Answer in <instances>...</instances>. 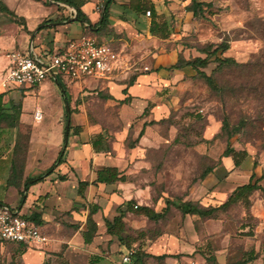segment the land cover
Wrapping results in <instances>:
<instances>
[{
  "label": "rangeland",
  "instance_id": "obj_1",
  "mask_svg": "<svg viewBox=\"0 0 264 264\" xmlns=\"http://www.w3.org/2000/svg\"><path fill=\"white\" fill-rule=\"evenodd\" d=\"M36 1L48 2L15 0L17 6L25 7ZM172 1L176 4L170 5ZM162 2L172 6L167 13L172 26L168 38L141 37L125 50L119 48L114 69L99 83L94 77L73 80L63 74L58 81L51 75L47 80L61 89L71 86L66 93L70 102L64 101V108L68 104L75 118L100 128L108 135L109 145L119 143L122 167L128 172L125 191L136 203L157 210L168 202L185 200L219 205L253 171L264 172V0H212L213 12L206 8L205 16L191 18L187 17L186 0ZM30 11L36 15L37 8ZM223 39L231 44L223 54L238 63L215 68L216 62H211L205 68L221 89L212 88L198 75L191 76V68H168L179 52L185 57L205 55L198 47ZM154 71L161 73L148 83L152 93L146 112H141L145 102L140 99L116 97L122 95L124 86L137 83V74ZM133 76L135 81L129 83ZM60 88L56 93H62ZM50 91L40 92L45 118L36 121L32 107L26 111L23 125L9 137L17 171L25 170L29 156L37 161V169L38 161L43 159L42 165H46L52 154L39 127L43 121L42 128L56 120L63 105L56 97L59 93ZM23 100V96L17 99ZM225 117L230 128H239L230 139L223 129ZM57 119L60 121V113ZM144 122V134L138 138ZM229 141L236 150L248 151L241 165L235 164L232 154H223ZM131 143L135 146L130 147ZM208 166L213 170L201 178ZM261 183L264 185V179ZM129 224L135 249L140 246L153 254L145 258L148 264H264V193L260 189L247 201L239 200L213 217L186 215L172 203L159 220L136 214L130 216ZM252 249L258 252L254 259L249 256ZM158 253L167 256L156 257Z\"/></svg>",
  "mask_w": 264,
  "mask_h": 264
},
{
  "label": "crops",
  "instance_id": "obj_2",
  "mask_svg": "<svg viewBox=\"0 0 264 264\" xmlns=\"http://www.w3.org/2000/svg\"><path fill=\"white\" fill-rule=\"evenodd\" d=\"M47 1L46 4L36 1L32 7H25L17 6L15 0H0V78L10 66V60L4 54L6 50L32 54L57 51L64 47L69 39L83 32L111 41L120 50H125L141 37H156L150 32L153 12L147 15L142 7L144 3L150 5L152 9L154 7L157 14L161 15L160 18L169 22L172 34V26L167 14L171 12L172 6L164 5L163 0H112L107 25L94 29L88 22L76 18L77 10L74 6L60 0ZM97 1L87 0L82 5L92 24L98 23L102 15V10L96 9ZM189 2L190 0H186V5ZM172 4L176 3L172 1L170 5ZM4 5L9 10L5 9ZM35 8H37L34 12L36 15H33L30 10ZM187 15L191 18L194 13L190 11ZM159 73L161 71L137 74V83L124 86L122 95L116 97L124 99L129 96L128 101L132 98L140 99L145 102L142 104L141 112H146L152 93V86L148 83L157 80ZM51 76L53 80H57L53 75ZM47 79L48 77L42 83L32 86L10 84L4 87L0 83L4 107L14 111L17 109L16 106L21 104V111L18 113L20 123L18 120L13 123L0 120V203L14 207L38 224L48 235L45 243L35 246L5 240L0 236V264H10L13 260L17 264H129L122 261V257L129 248H136L133 244L135 238L128 234L130 216L137 214L146 217L147 215L135 213L128 208L129 201L133 198L125 191L126 179L112 183L96 180L97 170L104 166H117L127 178L128 172L122 167L124 157L121 155L119 143L109 145L107 134L87 120L83 118L79 120L77 116L75 118V112L72 110L67 117V111L71 107L66 104L64 108L65 99L62 89ZM97 79L99 83L102 78ZM58 88L62 93H56L55 90ZM69 88L71 89V86ZM124 88H127V93L123 91ZM16 89L21 92L14 93ZM45 90H51L49 93L53 95L58 94L56 97L60 101V106L63 105L57 113L56 120L42 128L43 121L39 127L47 138L46 145L52 154L46 165H42L43 159L38 161L37 169L35 168L37 161L29 156L25 170L20 172L14 169L16 162L13 142L9 137L23 125L27 110L34 107V117L37 108L45 107L40 94ZM36 91L39 94V104L35 102ZM22 96L24 100L17 101ZM26 99L28 103L25 105ZM44 109L45 118L46 109L45 111ZM59 113L60 121L57 119ZM64 143L63 160L42 180L25 187V179L28 176L45 172L55 162ZM95 144H98L99 148ZM112 148L118 152L112 153ZM133 203L138 204L134 199ZM122 212L126 222L124 235L132 244L108 231L106 220L112 221ZM184 214L190 216L191 213ZM89 216L96 223L93 234L88 231ZM86 231L87 236L91 237L90 241H86ZM140 248L139 246L138 249ZM147 254L145 257L134 259L133 262L130 261V264H148L145 258L153 254L149 252ZM155 255L160 258L167 256L166 253Z\"/></svg>",
  "mask_w": 264,
  "mask_h": 264
},
{
  "label": "trees",
  "instance_id": "obj_3",
  "mask_svg": "<svg viewBox=\"0 0 264 264\" xmlns=\"http://www.w3.org/2000/svg\"><path fill=\"white\" fill-rule=\"evenodd\" d=\"M65 3H68L72 6H74L77 10L76 18L88 22L89 26L94 29L95 27H102L103 25H107L108 23V16H109V7L112 3V0H105L104 7L102 9V15L98 23L92 24L87 14L82 9V5L86 3L87 0H60ZM213 6L212 0H190V2L186 5V9L192 11L195 16H205L206 8H210ZM5 9L9 10V8L4 5ZM145 9V12L147 9L151 10V13L153 12L152 22L150 25V32L152 35H156L160 38H168L171 34V28L169 26V22L166 19H161V15L157 14L155 8H150V5L147 3L143 4L142 6ZM148 7V8H147ZM208 12H213L211 8L208 10ZM230 41L227 39H223L222 41L218 43L210 42L208 44H205L204 46L198 47V50H200L202 53H205V55L199 54L195 55L193 57H185L182 52L178 53L177 60L170 64L168 66L169 69H177L182 70L184 68H191L193 70V73L190 74L191 76H200L203 78L212 88L219 90L221 87L217 84L216 79L213 75V73H209L206 71V67L211 62H216V67L219 68L225 65L230 64H236L238 63L236 58L230 55H224L223 53L230 48ZM162 66H158L156 69H161ZM214 68V69H215ZM135 81V77H133L129 83H133ZM60 82V81H59ZM62 91L65 98V102L69 104V98L66 96V88L62 85ZM125 93H127V88H124L123 90ZM113 97V96H110ZM3 93H0V120H8L10 122H16L18 120V113L21 111V104H18L16 106L17 109L14 111H9L7 108L4 107V103L2 101ZM129 96L122 99V101H128ZM71 113V109L67 111V117H69ZM223 129H226L228 133L229 139L234 135V133L239 129L238 126H233V128H230V122L227 117L223 120ZM147 122H144V125L142 129L139 132L138 138H141L144 134L145 126ZM68 133V129H67ZM97 148H99L98 144H95ZM135 144L131 143L130 147H134ZM65 151V143L60 151L57 159L55 162L43 173L38 174L36 176H28L25 179V187L30 185L31 183L37 182L39 180H42L46 175L50 174L53 169L56 167V165L63 160V153ZM224 155H230L232 154L234 158V162L236 165H241L242 161L248 156L247 150H236L229 141L224 153ZM15 169V166H14ZM213 170L212 166H208L201 174V178H205L211 171ZM126 176L125 174H122V172L119 170L117 166H104L97 170V181H102L106 183H112L117 180H125ZM264 179V172L258 174L256 171H253L250 175V178L247 182H244L242 184H239L234 188V190L228 195L226 200H224L219 205H201L197 202H194L192 200H185L176 203L174 202H168L166 206H164L161 210H157L154 207L142 204L138 205L137 207L134 206L135 203H133V199L129 201L128 208L132 210L135 213L138 214H144L147 215L152 220H159L163 218L166 213L170 209V205L174 203L176 206L180 208V210L183 213H191L196 214L201 217H213L215 216L219 211H226L232 204L236 203L239 200L247 201L250 194L255 190H262L264 193V185L261 183V180ZM23 200V197H22ZM170 201V200H169ZM107 221V227L108 231L112 234L118 235L122 239H127V236L124 235L126 231V222L124 220V213H120L114 217V219L111 221L109 219ZM96 230V223L93 221L92 217L89 216L88 218V231H91L90 234H93ZM86 234V241H90L91 237L87 236ZM248 234H253L251 231ZM128 244H132V242L127 241ZM147 252L143 248H140L136 250L134 259L145 257ZM165 255V254H164ZM250 259H254L258 256V252L254 249L249 251ZM10 264H17L15 260H13Z\"/></svg>",
  "mask_w": 264,
  "mask_h": 264
},
{
  "label": "built area",
  "instance_id": "obj_4",
  "mask_svg": "<svg viewBox=\"0 0 264 264\" xmlns=\"http://www.w3.org/2000/svg\"><path fill=\"white\" fill-rule=\"evenodd\" d=\"M104 3L105 0H98L96 9L102 10ZM146 14L150 15L151 10H146ZM6 56L10 60V66L0 78L4 87L10 84L37 85L50 75L60 80L59 74L73 80L84 77L105 78L114 69L119 53L111 41L83 32L69 39L57 51L32 54L12 50ZM34 119L38 122L44 119L42 108L35 110ZM0 236L26 246L43 244L48 240V235L38 224L5 203H0ZM135 252V248H129L123 254L122 261H132Z\"/></svg>",
  "mask_w": 264,
  "mask_h": 264
}]
</instances>
